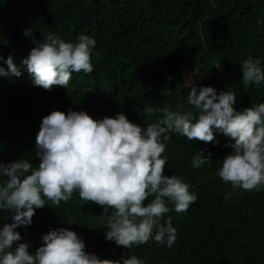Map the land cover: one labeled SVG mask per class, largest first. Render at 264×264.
Instances as JSON below:
<instances>
[{
  "label": "trees",
  "instance_id": "16d2710c",
  "mask_svg": "<svg viewBox=\"0 0 264 264\" xmlns=\"http://www.w3.org/2000/svg\"><path fill=\"white\" fill-rule=\"evenodd\" d=\"M26 28L29 36L23 34ZM50 33L66 42L81 33L93 37V71L72 73L68 88L50 90L22 77L26 66L21 65L19 77L0 76V162L21 157L36 167L35 137L41 118L53 110H84L93 118L123 112L142 127L155 123L163 114L148 116L144 108L186 101L188 75L197 86L218 92L231 87L238 111L264 102V85L244 88L240 83L244 59L264 61V0H0V55L12 54L20 65L35 46L31 37ZM0 66L7 67L3 61ZM142 67L149 73L136 72ZM214 141L172 133L166 142L164 174L181 178L196 195L187 210H170L162 218L171 216L177 230L171 248L152 240L131 249L106 241L97 217L103 206L81 200L75 191L58 208L37 209L30 226L16 229L21 242L34 252L42 234L65 227L101 259L119 260L130 252L145 264H264V189L249 192L223 182L216 175L218 160L234 140L214 131ZM201 149L212 153L211 161L193 169L191 157ZM8 216L0 211V225L11 222Z\"/></svg>",
  "mask_w": 264,
  "mask_h": 264
},
{
  "label": "clouds",
  "instance_id": "9594fccd",
  "mask_svg": "<svg viewBox=\"0 0 264 264\" xmlns=\"http://www.w3.org/2000/svg\"><path fill=\"white\" fill-rule=\"evenodd\" d=\"M23 34L29 36L31 29H23ZM31 42L35 46L20 65L12 54L0 55L7 66H0V76L19 77L21 65L26 66L22 77L31 76L29 83L50 90L54 85L68 88L72 73L93 71L90 57L96 41L89 35L81 33L75 42H66L50 33L39 40L32 36ZM240 71L244 88L264 85L260 57L244 59ZM236 98L231 87L218 92L193 82L186 101L178 99L174 107L146 106L148 116L159 112L163 117L143 127L123 112L93 118L84 110L69 108L66 113L53 110L43 116L35 137L38 165L33 167L21 157L0 162V178L6 177L0 179V211L7 210L11 217L10 223L0 225V264H145L130 252L119 260L101 259L86 251L84 240L65 227L49 229L41 235L40 246L29 251L30 244L21 242L16 229L30 226L36 210L45 204L55 209L67 203L74 191L81 200L103 206L97 217L105 226L106 241L131 249L152 240L171 248L177 230L171 216L161 222L164 214L183 212L196 200L181 178L164 174L168 157L162 153L172 133L206 144L218 143L214 131L234 140L228 145L231 151L218 160L216 175L233 189H264V102L238 111ZM211 156L197 150L191 157L192 168L208 164ZM149 196L153 198L145 203Z\"/></svg>",
  "mask_w": 264,
  "mask_h": 264
},
{
  "label": "rangeland",
  "instance_id": "374dc122",
  "mask_svg": "<svg viewBox=\"0 0 264 264\" xmlns=\"http://www.w3.org/2000/svg\"><path fill=\"white\" fill-rule=\"evenodd\" d=\"M136 72H139V73H149V71L148 70H146L145 68H138L137 70H136ZM29 78L30 77H27L26 79L27 80H29ZM32 80V79H31ZM186 81H187V83L188 84H192L194 81H196V78L195 77H193V76H191V75H188L187 77H186Z\"/></svg>",
  "mask_w": 264,
  "mask_h": 264
}]
</instances>
